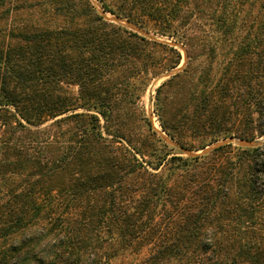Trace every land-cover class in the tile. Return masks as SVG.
Masks as SVG:
<instances>
[{
  "label": "trees",
  "instance_id": "trees-1",
  "mask_svg": "<svg viewBox=\"0 0 264 264\" xmlns=\"http://www.w3.org/2000/svg\"><path fill=\"white\" fill-rule=\"evenodd\" d=\"M135 1L138 10L150 8L158 35L187 51L184 69L157 89L163 115V88L176 82L187 83L194 102L191 116L176 110L162 119L170 139L187 148L189 129L263 137L264 0ZM100 2L145 28L138 10ZM211 40L229 43L232 54L214 87L193 56ZM151 43L174 51L172 69L180 65L175 46L106 20L90 0H0V264H114L131 256V264H264V238L237 236L231 258L218 231L233 217L250 227L264 207V143L180 151L155 163L128 146L123 122L113 134L102 127L99 115L109 123L117 114L116 72L129 65L141 72L136 56ZM72 85L94 113H70L81 100L70 95Z\"/></svg>",
  "mask_w": 264,
  "mask_h": 264
},
{
  "label": "rangeland",
  "instance_id": "rangeland-1",
  "mask_svg": "<svg viewBox=\"0 0 264 264\" xmlns=\"http://www.w3.org/2000/svg\"><path fill=\"white\" fill-rule=\"evenodd\" d=\"M92 5L99 11V13L105 16L106 20L113 22L123 28L138 33L140 36H150L152 38H156L159 41L168 42L170 45L175 46L177 52L181 54L180 65L176 68H171L177 62L178 57L175 55L174 51H171L170 48H162L152 47V43L149 45L142 46V51L137 54L136 58L138 61L136 63L137 66L142 69L141 72L131 71V66H124L120 70L116 72L115 80H117L118 85L113 86L111 89L115 92V100H117V114L111 118V122L107 123L100 115L101 125L102 127L111 126L109 128L111 134H113L112 130L114 126H118L117 122L121 121L125 125L123 126V131L121 132L126 136V141L129 142V147L139 148L141 152H145L146 156H152L154 158V162H157L158 157L169 154V158L179 155V152H183L179 147H182L178 142L172 141L170 137L163 131L161 127L162 119H166L170 121L172 118V114L176 110L185 111L187 110L188 115H192V111L194 108V102H192V98H187L189 87L185 81L176 82L172 86L173 87H165L162 91L163 99L165 102V110L164 115L162 112L158 111L156 104V96L157 89L160 88L164 83H167L174 75L181 72L184 67L187 65V51L186 49L176 40L169 39L167 37L160 36L154 31V26L156 22L152 20L150 15V8L146 7L144 10H138L139 6L135 5V0H104L113 5L116 9V12L120 10H128L133 12L138 10L137 12H141L140 14L143 17L140 19L144 22L145 28H141L139 25L131 22L130 20L117 17L113 15L111 12H105L100 0H90ZM147 4L151 3L153 5L162 6V4H166L164 0H146ZM172 0L171 2H174ZM154 17V16H153ZM116 19H120L122 22L116 21ZM132 23L140 28L141 32H137L135 30L130 29L126 23ZM213 46H209L207 48L195 47L193 49V56L197 58L195 61V66L199 70V74L202 71H207L212 78H214V82H212V87L216 86V82L218 79L224 75L225 67L229 63L232 54H230V44L224 42H217L215 40H211ZM217 42V43H216ZM215 48L216 53L205 54V52L210 53L209 49ZM151 62V63H150ZM154 66V67H153ZM159 67L158 71L153 68ZM171 68V69H170ZM151 70V71H150ZM159 73V75H155ZM173 73V74H172ZM172 74V76H167ZM198 76L195 78V81H198ZM70 91V95L73 98L79 97L81 100L74 102V113H94L86 111L88 106H92V102L87 98L82 99L80 97L78 86H70L68 89ZM66 115L58 117V119L65 117ZM55 120H48L45 126H49ZM151 123L154 129L162 135L166 143V146L163 142H158L155 136L152 135V132L149 129L148 123ZM113 126V127H112ZM208 135V136H206ZM230 138H223L221 136L209 135L199 133L195 130L187 131L185 141L188 145L185 148L186 150L195 154H203V150L212 147L213 145L228 140ZM155 140V141H154ZM57 142L53 147L57 146V143L62 141L61 138L56 140ZM259 145L264 143V136L257 139ZM123 143L126 144L125 140ZM173 143H176L178 146H175ZM234 147H238L237 144L232 143ZM206 145V148L203 150H198L201 147ZM258 145V146H259ZM126 146V145H125ZM230 157H234L237 159V151H232ZM183 157L191 156L183 152ZM241 156V155H240ZM264 160V155L262 157ZM240 176V174H239ZM238 176V178H240ZM240 215V213L238 212ZM236 218V217H233ZM230 218L228 221H225V224L218 229L221 234L224 233L223 237L224 245L223 247L226 250H229L231 253L229 256L232 258L234 254V248L237 250L240 249V240H237L236 237L243 235L245 238L259 239L264 238V207L259 210L258 217L254 221V223L250 224V227H241L240 221H236L235 219ZM221 221H223L221 219ZM224 222V221H223ZM216 230V228L214 227ZM241 230V231H240ZM235 246V247H234ZM147 252L144 251L139 255V258L142 259ZM230 258V259H231ZM134 256L131 257H123L121 259H117L114 261V264H131L133 262Z\"/></svg>",
  "mask_w": 264,
  "mask_h": 264
},
{
  "label": "water",
  "instance_id": "water-1",
  "mask_svg": "<svg viewBox=\"0 0 264 264\" xmlns=\"http://www.w3.org/2000/svg\"><path fill=\"white\" fill-rule=\"evenodd\" d=\"M116 21H118V22H122L120 19H116ZM126 25H127L130 29H132V30H135V31H137V32H141L140 28L137 27L136 25L132 24V23L127 22ZM141 33H143V32H141ZM172 74H173V73H172ZM172 74H169V75H167V76H168V77H169V76H172ZM230 143H235V144H237L238 146H246V147H256V146L259 145V142H258V141H245V140H240V139L230 138V139H228V140H225V141H223V142L217 143V144L213 145L212 147H209V148L203 150L202 153H203V154L208 153V152H210V151H212V150H214V149H216V148H218V147H220V146H222V145L230 144ZM173 144H174L175 146H178L176 143H173ZM179 148H180V150H182L183 152H185V153L188 154V155H191V156H197V155H199V154L192 153V152L186 150L185 148H182V147H179Z\"/></svg>",
  "mask_w": 264,
  "mask_h": 264
}]
</instances>
